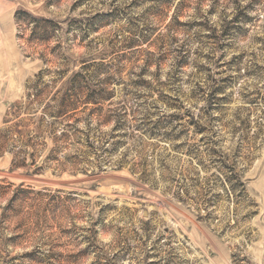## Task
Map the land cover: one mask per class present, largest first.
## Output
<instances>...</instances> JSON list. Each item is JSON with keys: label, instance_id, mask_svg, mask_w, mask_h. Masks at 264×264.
<instances>
[{"label": "rangeland", "instance_id": "rangeland-1", "mask_svg": "<svg viewBox=\"0 0 264 264\" xmlns=\"http://www.w3.org/2000/svg\"><path fill=\"white\" fill-rule=\"evenodd\" d=\"M42 71L104 94L101 168L2 147ZM0 264H264V0H0Z\"/></svg>", "mask_w": 264, "mask_h": 264}, {"label": "trees", "instance_id": "trees-1", "mask_svg": "<svg viewBox=\"0 0 264 264\" xmlns=\"http://www.w3.org/2000/svg\"><path fill=\"white\" fill-rule=\"evenodd\" d=\"M19 20L27 24V28L31 29L30 39L33 41H48L52 36L60 30L59 26L51 20L37 19L27 13L19 15ZM85 69L89 67L84 65ZM44 71L40 73L34 84L35 93H31L28 99L31 100L25 105H16V112L27 110L28 114L38 113L41 110L44 100L49 97L50 102L46 103L41 110V114L37 117V126L35 131L21 130L20 126L28 127L26 119L15 122L3 129V148L14 154V163L17 167H36V171H41L47 166H55L56 170H67L72 167L74 171H80L81 165L85 163L89 165L90 154L94 153L99 158L97 167L101 168L102 163L106 162L101 159V154H97L95 150H101L107 140H102V145H95L96 137L92 135L94 130L87 124L88 121H94V117H103L105 111L106 98L102 92L96 90L86 92L78 79L81 73H77L73 78V82L67 88L57 90L56 83L58 79L51 81L50 84L44 82ZM38 105V111H33V106ZM94 107L90 109L89 105ZM12 108V110L14 109ZM83 108V109H82ZM91 110L89 117L85 120L86 128L80 127L83 122L82 112ZM26 113V114H27ZM114 117V114L111 118ZM31 118V117H30ZM35 119V117L33 118ZM31 119V120H33ZM7 122H11L8 120ZM85 129V130H84ZM48 150V154L45 152ZM103 150V149H102ZM43 161V164H39ZM87 171L86 167L81 168ZM13 184L2 186L3 189L11 188ZM32 190L20 188L15 193H26Z\"/></svg>", "mask_w": 264, "mask_h": 264}]
</instances>
